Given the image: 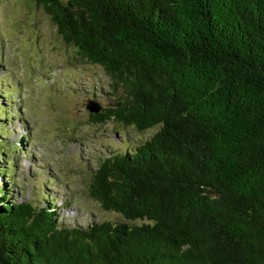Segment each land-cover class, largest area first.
Here are the masks:
<instances>
[{"label":"trees","instance_id":"16d2710c","mask_svg":"<svg viewBox=\"0 0 264 264\" xmlns=\"http://www.w3.org/2000/svg\"><path fill=\"white\" fill-rule=\"evenodd\" d=\"M35 2L109 79L79 99L123 134L87 189L116 217L72 225L40 189L11 199L25 146L10 149L20 111L0 103V264H264V0Z\"/></svg>","mask_w":264,"mask_h":264},{"label":"rangeland","instance_id":"374dc122","mask_svg":"<svg viewBox=\"0 0 264 264\" xmlns=\"http://www.w3.org/2000/svg\"><path fill=\"white\" fill-rule=\"evenodd\" d=\"M0 55V83H12L14 90L13 101L0 95L1 106L20 111L9 119L6 137L10 149L13 143L25 146L11 151L17 164L11 199H37L40 189L53 198L60 219L72 225L116 217L87 195L96 154L109 139L118 146L123 138L112 123L89 122L84 98L109 90L103 68L79 59L35 0H0ZM82 90L90 91L79 99ZM3 119L0 125L8 122Z\"/></svg>","mask_w":264,"mask_h":264},{"label":"water","instance_id":"95a60500","mask_svg":"<svg viewBox=\"0 0 264 264\" xmlns=\"http://www.w3.org/2000/svg\"><path fill=\"white\" fill-rule=\"evenodd\" d=\"M101 105L98 104L96 101L94 100H90L87 101L86 103V108L90 111V112H99L101 110Z\"/></svg>","mask_w":264,"mask_h":264}]
</instances>
